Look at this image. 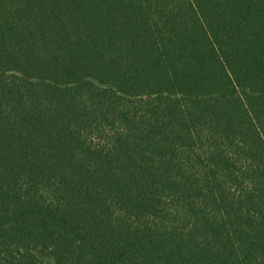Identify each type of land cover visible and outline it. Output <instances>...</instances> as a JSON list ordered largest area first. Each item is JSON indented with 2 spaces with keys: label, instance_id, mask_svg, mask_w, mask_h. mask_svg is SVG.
Returning <instances> with one entry per match:
<instances>
[{
  "label": "trees",
  "instance_id": "16d2710c",
  "mask_svg": "<svg viewBox=\"0 0 264 264\" xmlns=\"http://www.w3.org/2000/svg\"><path fill=\"white\" fill-rule=\"evenodd\" d=\"M0 264H264V0H0Z\"/></svg>",
  "mask_w": 264,
  "mask_h": 264
}]
</instances>
